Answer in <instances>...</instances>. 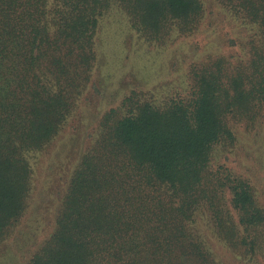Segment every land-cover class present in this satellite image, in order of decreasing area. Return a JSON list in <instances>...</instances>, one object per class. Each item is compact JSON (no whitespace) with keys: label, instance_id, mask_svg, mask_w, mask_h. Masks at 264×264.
Segmentation results:
<instances>
[{"label":"trees","instance_id":"16d2710c","mask_svg":"<svg viewBox=\"0 0 264 264\" xmlns=\"http://www.w3.org/2000/svg\"><path fill=\"white\" fill-rule=\"evenodd\" d=\"M217 1L252 26L246 57L192 64L183 90L131 82L99 121L97 112V135L63 180L54 229L23 264H223L200 221L264 264V203L217 161L238 145L237 124L264 117V0ZM113 6L157 45L194 33L206 11L204 0H0V243L29 207L30 154L58 136L90 88L99 24Z\"/></svg>","mask_w":264,"mask_h":264},{"label":"rangeland","instance_id":"374dc122","mask_svg":"<svg viewBox=\"0 0 264 264\" xmlns=\"http://www.w3.org/2000/svg\"><path fill=\"white\" fill-rule=\"evenodd\" d=\"M204 4L202 26L190 35L175 34L163 45L141 38L120 7L113 6L101 18L96 43L98 60L90 88L58 136L45 149L30 154L33 185L29 207L12 235L0 243V264H23L48 238L54 229L56 203L65 175L79 161L85 144L90 145L95 139L102 115L130 92L131 82L157 93H163L161 87L165 86L166 91L167 86L174 87L173 91L183 90L192 64L240 52V59L246 57L248 49L244 42L253 34L252 26L217 0H204ZM234 39L238 46L233 44ZM236 126L238 145L217 161L252 181L264 203V117L253 127L248 128L245 122ZM200 227L208 234V243L223 264H253L213 237L205 222L200 221Z\"/></svg>","mask_w":264,"mask_h":264}]
</instances>
